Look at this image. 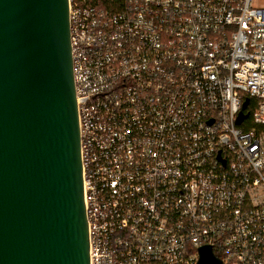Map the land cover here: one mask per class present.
Returning <instances> with one entry per match:
<instances>
[{"label":"built area","instance_id":"obj_1","mask_svg":"<svg viewBox=\"0 0 264 264\" xmlns=\"http://www.w3.org/2000/svg\"><path fill=\"white\" fill-rule=\"evenodd\" d=\"M67 0L89 264H264V0Z\"/></svg>","mask_w":264,"mask_h":264},{"label":"water","instance_id":"obj_2","mask_svg":"<svg viewBox=\"0 0 264 264\" xmlns=\"http://www.w3.org/2000/svg\"><path fill=\"white\" fill-rule=\"evenodd\" d=\"M68 27L67 0H0V264H89Z\"/></svg>","mask_w":264,"mask_h":264},{"label":"trees","instance_id":"obj_3","mask_svg":"<svg viewBox=\"0 0 264 264\" xmlns=\"http://www.w3.org/2000/svg\"><path fill=\"white\" fill-rule=\"evenodd\" d=\"M117 0H97L96 3L100 6H103V7H107V8H112L111 7V3L112 2H115ZM214 255L217 257V258H220V254L217 252V250H214Z\"/></svg>","mask_w":264,"mask_h":264}]
</instances>
